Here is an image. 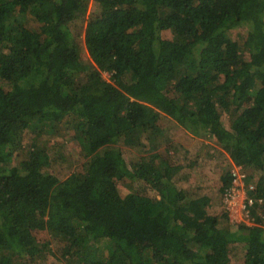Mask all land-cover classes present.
Listing matches in <instances>:
<instances>
[{
  "label": "trees",
  "instance_id": "1",
  "mask_svg": "<svg viewBox=\"0 0 264 264\" xmlns=\"http://www.w3.org/2000/svg\"><path fill=\"white\" fill-rule=\"evenodd\" d=\"M89 1L0 0V264H264V0ZM168 122L240 166L253 224L189 193L198 155L151 152ZM60 127L87 158L63 179L38 142Z\"/></svg>",
  "mask_w": 264,
  "mask_h": 264
},
{
  "label": "rangeland",
  "instance_id": "2",
  "mask_svg": "<svg viewBox=\"0 0 264 264\" xmlns=\"http://www.w3.org/2000/svg\"><path fill=\"white\" fill-rule=\"evenodd\" d=\"M91 1V0H90ZM89 1V9L90 2ZM88 12V11H87ZM83 19L75 20L71 23L70 28L76 37L77 44L80 46L81 56L84 62L92 65V68L96 65L93 63L92 59L88 55V52L85 48L84 44V33H85V25H86V17ZM27 22L30 25H36V22L32 20L31 16H27ZM245 32L242 30V34ZM102 77L105 79H109V74L107 72H102ZM173 122H168V131L166 132V136L163 139H160L156 144V149L151 152L162 153L163 156H168V154L174 159L176 156H180L182 159L180 162L186 163L190 159L195 158L198 155L197 161L195 165L188 168V173L190 174V178L188 182H186L185 186L189 188V193L197 194L204 193L210 195L213 198V207H210L209 212L213 214H218L220 211L225 210L228 214V219L223 217H219L222 222L221 225H225L227 222H245L247 224H253V219L249 216V211L246 207H244L245 199H246V190L244 188V180H243V189L240 190L239 194L233 197V201L227 200L230 197L227 195L231 191V187L236 185L234 183L233 175H232V185L229 187L224 195L219 192V187L221 185L220 182V174H219V166L218 163H221V168L226 171L228 169H232V171L239 170L241 172L240 166H235L232 161L229 159L228 155L225 152H220L221 147L216 143L214 138H206V137H195V136H184L181 130L176 129L172 124ZM167 125V124H165ZM166 127V126H165ZM26 136L29 138L33 133L29 132ZM32 142V137L30 138ZM41 141L43 147L48 149L50 157V165L49 167H44L48 171L58 175L59 177L66 178L71 172L76 169L81 168L82 164L87 160L86 157L83 156L79 147L76 143L71 144V134L64 130L63 127H60L59 133L55 135L42 134L39 136L38 142ZM70 143V145H68ZM121 145V143H119ZM155 162H159V159H156ZM124 183L130 184L131 188L139 189L141 192L149 195L150 197H156L158 194L156 191L150 187L148 183H145L141 180H129L124 178ZM238 184V183H237ZM240 187V186H237ZM236 189V188H235ZM232 193V192H230ZM223 196V202H222ZM229 202L233 203L232 205ZM39 239H48L50 246L57 254L58 257L60 254L59 249V239H57L53 233L44 232L40 234ZM104 242L100 243V246L103 247ZM232 248V255L239 258L241 256L242 246L240 244L234 245ZM233 264L239 263L238 261H232ZM45 264H66V261L62 258L50 257Z\"/></svg>",
  "mask_w": 264,
  "mask_h": 264
},
{
  "label": "built area",
  "instance_id": "3",
  "mask_svg": "<svg viewBox=\"0 0 264 264\" xmlns=\"http://www.w3.org/2000/svg\"><path fill=\"white\" fill-rule=\"evenodd\" d=\"M232 175H233V177H234V179H233V181H234V183H236V185H234L233 187H232V189H231V191L230 192H232V193H228V196L230 197V199H228V200H230V201H233L232 199H233V197L234 196H236V195H238L239 194V192H240V190L241 189H243V178H244V175H243V173H240L239 172V170H237V171H232ZM238 183V184H237ZM237 186H240V187H237ZM236 188V189H235ZM246 200V199H245ZM229 204H233V203H231V202H229ZM244 207H245V203H244Z\"/></svg>",
  "mask_w": 264,
  "mask_h": 264
},
{
  "label": "clouds",
  "instance_id": "4",
  "mask_svg": "<svg viewBox=\"0 0 264 264\" xmlns=\"http://www.w3.org/2000/svg\"><path fill=\"white\" fill-rule=\"evenodd\" d=\"M231 189H232V187H231ZM228 195V194H227ZM246 198H247V196H246ZM227 200H228V197H227ZM246 201V200H245Z\"/></svg>",
  "mask_w": 264,
  "mask_h": 264
}]
</instances>
